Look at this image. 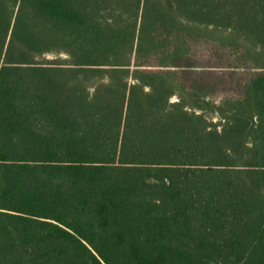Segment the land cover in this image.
Instances as JSON below:
<instances>
[{
    "label": "trees",
    "instance_id": "16d2710c",
    "mask_svg": "<svg viewBox=\"0 0 264 264\" xmlns=\"http://www.w3.org/2000/svg\"><path fill=\"white\" fill-rule=\"evenodd\" d=\"M0 264H264V0H0Z\"/></svg>",
    "mask_w": 264,
    "mask_h": 264
},
{
    "label": "rangeland",
    "instance_id": "374dc122",
    "mask_svg": "<svg viewBox=\"0 0 264 264\" xmlns=\"http://www.w3.org/2000/svg\"><path fill=\"white\" fill-rule=\"evenodd\" d=\"M53 56H54V55L50 54V55L47 56V58H51V57H53ZM60 56H63V55L60 54Z\"/></svg>",
    "mask_w": 264,
    "mask_h": 264
}]
</instances>
